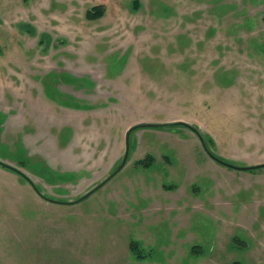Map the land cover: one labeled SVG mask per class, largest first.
<instances>
[{
	"label": "rangeland",
	"instance_id": "rangeland-1",
	"mask_svg": "<svg viewBox=\"0 0 264 264\" xmlns=\"http://www.w3.org/2000/svg\"><path fill=\"white\" fill-rule=\"evenodd\" d=\"M176 120L226 163H264V0H0V161L45 196L78 199L130 126ZM129 148L73 206L0 168V264H264V168H226L182 127L135 130Z\"/></svg>",
	"mask_w": 264,
	"mask_h": 264
},
{
	"label": "water",
	"instance_id": "water-1",
	"mask_svg": "<svg viewBox=\"0 0 264 264\" xmlns=\"http://www.w3.org/2000/svg\"><path fill=\"white\" fill-rule=\"evenodd\" d=\"M173 126H177V127H182L185 129H188L189 131H191L192 133H194L196 135V137H198L202 148L204 150V152L206 153L207 156H209L212 160H214L215 162H217L218 164L238 171V172H251L257 169H263L264 168V163L259 164V165H255L252 167H236L234 165H231L229 163H226L224 161H222L221 159L213 156L207 149L206 145H205V141L204 138L202 137V135L200 134V132L193 127L192 125L188 124L187 122L184 121H180V120H176V121H170V122H166V123H137L134 124L132 126H130L127 131L125 132V137H124V155L123 158L120 162V164L118 165V167L112 172L110 173L101 183H99L98 185H96L95 187H93L90 191H88L87 193H85L84 195H82L81 197H79L76 200L73 201H60V200H56V199H52L49 198L47 196H45L36 186V184L24 173L22 172L20 169L14 167L13 165H9L7 163H4L2 161H0V168L5 169L11 173L16 174L17 176L21 177L23 180L26 181V183L29 184V186L32 188V190L34 191V193L44 202H47L49 204H54V205H61V206H73V205H77L80 204L81 202L85 201L86 199H88L92 194H94L96 191L102 189L109 181H111L116 175H118L122 169L124 168V166L127 163L128 160V156H129V139H130V135L133 131L138 130V129H143V128H153V129H158V128H168V127H173Z\"/></svg>",
	"mask_w": 264,
	"mask_h": 264
},
{
	"label": "crops",
	"instance_id": "crops-1",
	"mask_svg": "<svg viewBox=\"0 0 264 264\" xmlns=\"http://www.w3.org/2000/svg\"><path fill=\"white\" fill-rule=\"evenodd\" d=\"M152 213L150 214V217L153 216L154 213L153 214ZM137 233H138L137 228L133 229L132 226H129L128 236L131 235V234L135 235ZM113 252H114V254H117V255L122 253L124 256L122 258L110 257V259H109L107 264H213L212 263V258L209 259V260H204L203 258L192 259V257H190L189 259H187L184 262H183V260L182 261H180V260L176 261V260H173V259H170V258H166V257H164L166 259H164L163 261H161L160 259L154 260V259H150V258L147 259V260H145V259L144 260L143 259L142 260H137V259H135L133 257V255L128 250L127 251H113ZM97 254L98 253H95V255H97ZM87 256L89 257L87 259L88 261H90V259H92L94 264H99L98 256L94 257V258H90L91 257L90 254H88ZM211 256L214 257L213 254H211ZM260 261L262 262V259ZM230 263H232V262H231V260L228 259L227 262H224L222 260V262H220L218 264H230ZM253 264H258V263H257V261H254ZM259 264H261V263H259Z\"/></svg>",
	"mask_w": 264,
	"mask_h": 264
},
{
	"label": "trees",
	"instance_id": "trees-1",
	"mask_svg": "<svg viewBox=\"0 0 264 264\" xmlns=\"http://www.w3.org/2000/svg\"><path fill=\"white\" fill-rule=\"evenodd\" d=\"M103 9H104V7L102 5L93 7L91 10L87 11L86 18L91 19V20H93V19L96 20V19L102 17L104 14ZM28 33H30L31 35L35 34L34 31L31 32V30H28ZM40 42L42 43L43 41L41 40ZM144 166H147V163H145ZM132 252L134 253V255H137L136 256L137 258L140 259V257H142L141 255L139 256V252H138L137 248H136V251H132ZM230 264H243V263L234 261Z\"/></svg>",
	"mask_w": 264,
	"mask_h": 264
},
{
	"label": "flooded vegetation",
	"instance_id": "flooded-vegetation-1",
	"mask_svg": "<svg viewBox=\"0 0 264 264\" xmlns=\"http://www.w3.org/2000/svg\"><path fill=\"white\" fill-rule=\"evenodd\" d=\"M86 18V17H85ZM173 127H177V126H173ZM169 128V127H168ZM159 129V128H158ZM211 153V152H210ZM212 154V153H211ZM213 155V154H212ZM214 156V155H213Z\"/></svg>",
	"mask_w": 264,
	"mask_h": 264
}]
</instances>
